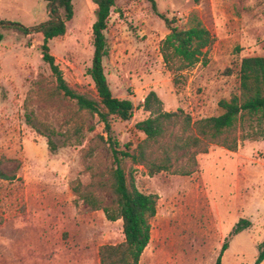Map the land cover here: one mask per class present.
<instances>
[{
    "label": "rangeland",
    "instance_id": "1",
    "mask_svg": "<svg viewBox=\"0 0 264 264\" xmlns=\"http://www.w3.org/2000/svg\"><path fill=\"white\" fill-rule=\"evenodd\" d=\"M153 1L179 26L195 13L214 42L206 64L189 69L174 85L159 53L168 31L150 0H115L102 64L112 95L133 103L130 121L111 122L118 149L129 146L132 153L144 140L134 125L147 117L142 104L150 91L165 111L181 109L192 122L217 116L220 100L239 95L242 59L264 57V0ZM71 4L72 19L63 36L47 43L48 54L69 88L95 97L86 75L94 50L92 3ZM47 5L0 0V21L37 27L49 19ZM0 33V264H99L100 246L123 241L121 220L108 221L82 200L89 192L101 206H113L109 173L116 164L104 127L57 90L42 60L40 34ZM177 133L169 128L153 152L160 155V145L171 144ZM196 160L189 176H150L144 166L120 160L138 191L158 196L139 264H215L225 242L221 264H254L264 239V141L241 139L235 152L212 144ZM185 163L183 154H173L174 169ZM241 219L249 226L231 236Z\"/></svg>",
    "mask_w": 264,
    "mask_h": 264
},
{
    "label": "trees",
    "instance_id": "2",
    "mask_svg": "<svg viewBox=\"0 0 264 264\" xmlns=\"http://www.w3.org/2000/svg\"><path fill=\"white\" fill-rule=\"evenodd\" d=\"M48 3L49 19L30 29L0 21V29H13L28 35L35 32L42 36V60L52 70L56 88L63 96L74 101L77 109L96 116L104 127L107 141L112 149L116 167L109 173L110 192L113 206H101L91 193L82 195V200L94 211L102 210L110 222L121 220L123 241L115 245H102L98 248L99 264H139L140 256L150 240V220L156 214L158 196L144 194L135 188L131 177L120 165V160L129 159L136 165H142L150 176L170 172L189 176L197 166L196 156L208 153L209 146L218 145L229 152H235L238 142L242 140L264 141V57H247L242 59L239 77V95L229 100H220L218 107L221 113L217 116L203 118L192 122L183 110L167 112L158 95L150 91L144 98L142 108L147 117L137 122L134 129L144 135L135 150L129 146L118 149L111 129L113 119L128 122L133 117L134 106L129 99H118L112 95L103 69V59L108 55L104 31L115 0H91L95 16L92 25L93 56L86 75L91 79L96 96L78 94L67 86L60 71L54 64V58L48 54L47 43L65 34V23L73 16L71 0H45ZM199 0H194L198 3ZM155 15L163 21L168 31L159 46L165 70L173 77V84H179L184 73L197 64H206L204 55L213 44L214 37L201 19L190 13L183 25H177L175 19L160 13L153 0H150ZM2 35L0 33V42ZM177 127L174 141L160 145V155L153 152L155 144L160 143L167 135L169 128ZM240 129L239 138L236 131ZM92 130V127H89ZM75 134L78 136L79 131ZM78 141L77 144H79ZM174 153L183 154L186 163L174 169L171 159ZM0 178L4 176L0 173ZM80 183L73 188L79 193ZM249 226L246 220H239L231 236ZM228 243L222 245L215 264H221V256ZM264 261V239L257 246L254 264Z\"/></svg>",
    "mask_w": 264,
    "mask_h": 264
}]
</instances>
